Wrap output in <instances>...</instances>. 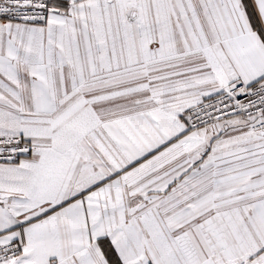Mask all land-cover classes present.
<instances>
[{"label": "snow or ice", "instance_id": "1", "mask_svg": "<svg viewBox=\"0 0 264 264\" xmlns=\"http://www.w3.org/2000/svg\"><path fill=\"white\" fill-rule=\"evenodd\" d=\"M0 264H264V0H0Z\"/></svg>", "mask_w": 264, "mask_h": 264}]
</instances>
